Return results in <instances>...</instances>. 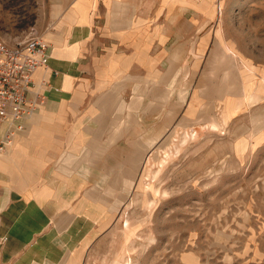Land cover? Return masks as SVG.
Wrapping results in <instances>:
<instances>
[{
    "label": "rangeland",
    "instance_id": "obj_1",
    "mask_svg": "<svg viewBox=\"0 0 264 264\" xmlns=\"http://www.w3.org/2000/svg\"><path fill=\"white\" fill-rule=\"evenodd\" d=\"M167 1L113 5L115 17L146 20L143 54L128 45L97 84L85 58L81 84L67 93L65 125L77 123L74 95L93 111L88 120L98 115L96 124L112 128L119 120L125 131L90 158L94 174L80 181V212L96 227L79 263L264 264V0ZM89 9L88 0H0V40L15 46L36 33L52 45V36L72 32L75 42L87 36L74 23L86 22ZM118 85L122 109L112 101ZM257 86L261 97L251 93ZM229 106L234 115L225 119ZM152 138L141 168L136 151ZM95 186L101 201L90 197Z\"/></svg>",
    "mask_w": 264,
    "mask_h": 264
},
{
    "label": "crops",
    "instance_id": "obj_2",
    "mask_svg": "<svg viewBox=\"0 0 264 264\" xmlns=\"http://www.w3.org/2000/svg\"><path fill=\"white\" fill-rule=\"evenodd\" d=\"M136 1L88 0L87 21L74 23L81 31L86 28L87 36H82L83 31L75 42L72 32L63 41L57 42L60 39L57 35L49 38L52 45L47 42L48 66L34 74V88L29 94V99L38 104L39 113L23 121V129L17 131L12 143L0 154V264H80L84 256L80 246L94 239L95 219L80 212V181L88 180L86 175L91 172L94 174L90 158H102L125 131L118 126L119 120L113 121L114 128L96 124L98 115L88 120L93 111H82L79 103L85 98L74 95L71 100L78 104L72 116L77 123L66 126L71 115L66 111L67 93L81 84L85 70L81 62L85 58L89 78L93 75L97 84L105 81L108 70L118 68L116 62L122 61L120 56L128 45H135L139 55L143 54L144 17L136 13L134 18H118L112 15L111 8L126 3L136 9L139 5ZM100 6L104 7V13L92 15ZM130 20L134 23L132 26L129 23L128 29ZM157 30L168 38L165 27ZM153 45L161 44L152 38ZM230 54L227 58L233 61ZM73 69L78 72H72ZM259 86L264 95V80ZM259 86L251 92L255 97L262 96ZM120 90L121 85L114 88L116 97L112 101L122 109L123 103L117 96ZM33 135H41L39 143L32 140ZM90 135H93L91 140ZM106 174L103 170L98 172V180ZM90 193L94 198V188Z\"/></svg>",
    "mask_w": 264,
    "mask_h": 264
},
{
    "label": "built area",
    "instance_id": "obj_3",
    "mask_svg": "<svg viewBox=\"0 0 264 264\" xmlns=\"http://www.w3.org/2000/svg\"><path fill=\"white\" fill-rule=\"evenodd\" d=\"M49 45L36 33H30L15 46L0 40V154L23 129V121L37 111L29 99L34 74L48 66Z\"/></svg>",
    "mask_w": 264,
    "mask_h": 264
},
{
    "label": "bare ground",
    "instance_id": "obj_4",
    "mask_svg": "<svg viewBox=\"0 0 264 264\" xmlns=\"http://www.w3.org/2000/svg\"><path fill=\"white\" fill-rule=\"evenodd\" d=\"M230 52H231V50H230ZM232 115H234V110H233L232 106H229L225 110V119L230 118ZM210 119L209 120L212 122L213 126L214 127H217V121H216V119L215 118H210ZM153 147H154V144H152L151 142L150 143L148 142L146 144H140L138 146V151H136V155L139 157V160H140L139 163L141 165V168L145 165V162L147 160V157H148V155L151 152V149ZM94 191H95V197H94L95 200L98 199V201H99L100 200V197H102V199L105 198L104 193L102 192L103 194H101V191H100V189L98 187L95 186Z\"/></svg>",
    "mask_w": 264,
    "mask_h": 264
}]
</instances>
